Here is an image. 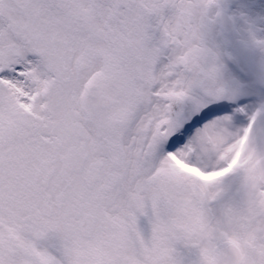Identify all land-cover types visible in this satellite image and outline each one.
Masks as SVG:
<instances>
[{
	"label": "snow or ice",
	"instance_id": "1",
	"mask_svg": "<svg viewBox=\"0 0 264 264\" xmlns=\"http://www.w3.org/2000/svg\"><path fill=\"white\" fill-rule=\"evenodd\" d=\"M216 3L0 0V264H215L205 188L264 138L253 117L211 181L182 166L209 170L193 135L237 91L205 42Z\"/></svg>",
	"mask_w": 264,
	"mask_h": 264
},
{
	"label": "flooded vegetation",
	"instance_id": "2",
	"mask_svg": "<svg viewBox=\"0 0 264 264\" xmlns=\"http://www.w3.org/2000/svg\"><path fill=\"white\" fill-rule=\"evenodd\" d=\"M242 56L244 60L248 59L244 50ZM211 123L213 124V121L207 126L210 127ZM233 123L236 125L235 122ZM232 130L225 131L220 128L217 133L213 132L214 135H217L216 137L209 133L204 134L203 130L197 131L199 135H196L195 132L193 140L197 150L206 153L204 158L209 160L210 154L219 149L220 143L235 140L236 134H233ZM252 140L255 142V146L245 152L241 165L224 176L216 187L210 184L205 188L214 212L210 232L212 239L207 256L215 264H217V260H225L230 264H264V191L260 190L264 188V184L260 180L256 168L257 158L255 157L261 151L263 143L259 139ZM249 155H251L250 160L248 159ZM202 163L204 164V159ZM219 163L223 164V158L219 160ZM253 164H255V168L252 167ZM182 166L203 178L199 169L188 165ZM213 188H216L214 193ZM139 226L145 238H149L151 223L148 217L142 216ZM227 240L236 243L239 250L235 244L225 246L221 250L218 249L219 245ZM38 246L46 248L57 257L62 254L63 243L58 234H49L38 242ZM180 247L186 258L203 259V253L200 250H193L189 253L183 246Z\"/></svg>",
	"mask_w": 264,
	"mask_h": 264
},
{
	"label": "rangeland",
	"instance_id": "3",
	"mask_svg": "<svg viewBox=\"0 0 264 264\" xmlns=\"http://www.w3.org/2000/svg\"><path fill=\"white\" fill-rule=\"evenodd\" d=\"M223 4H226L230 7L231 12L233 16H236L239 18L240 21V29L242 33L240 34L239 32L238 35H236L233 38H238L240 40H243L245 43L249 44L247 42L248 37L250 33H254L256 37L258 38H264V0H224ZM221 5V0H217V3L214 4L208 12V15L210 17H215V12ZM215 20V19H214ZM209 31L207 35H205V42L209 48H217L222 51V48H225V37L220 34V31L217 29L216 26L213 27L212 30L207 29L205 32ZM240 35V36H239ZM250 46V44H249ZM251 47V46H250ZM219 62L223 66V60L220 58ZM225 75L229 77V83L230 85L234 86L236 89H241L243 86V83L240 81L243 80L244 78H241L240 81L237 79H233L230 75L232 74V69L231 68H225ZM253 89H248L246 88L244 92L246 94L250 95H257V102H261L264 100V87L262 88H255ZM254 111H251L253 113ZM264 112L263 109H259L256 114V118H260L261 115ZM233 120L229 119L227 120L226 123H220L217 126V129L219 130L220 128L227 131L228 128H230L232 125ZM261 127H264V119L261 122ZM216 130V133L217 131ZM205 134H211L210 130L205 129L204 130ZM234 132L233 134H235ZM215 136V135H214Z\"/></svg>",
	"mask_w": 264,
	"mask_h": 264
},
{
	"label": "clouds",
	"instance_id": "4",
	"mask_svg": "<svg viewBox=\"0 0 264 264\" xmlns=\"http://www.w3.org/2000/svg\"><path fill=\"white\" fill-rule=\"evenodd\" d=\"M214 17H210L207 15V17L203 20L204 29L205 31L210 28L212 21L214 20ZM247 42L250 44V46L253 48L255 52V69H256V76L261 81H264V38H258L254 33H250ZM216 63H218L221 67V73H222V65L218 60V57L216 55ZM253 168H255V164L252 165ZM261 191H264V188L260 189Z\"/></svg>",
	"mask_w": 264,
	"mask_h": 264
},
{
	"label": "bare ground",
	"instance_id": "5",
	"mask_svg": "<svg viewBox=\"0 0 264 264\" xmlns=\"http://www.w3.org/2000/svg\"><path fill=\"white\" fill-rule=\"evenodd\" d=\"M214 124V123H213ZM196 135H199V132H196ZM235 144H230V145H228V146H224L223 147V150L224 151H227V154H229V155H231V153H232V149H233V146H234Z\"/></svg>",
	"mask_w": 264,
	"mask_h": 264
}]
</instances>
